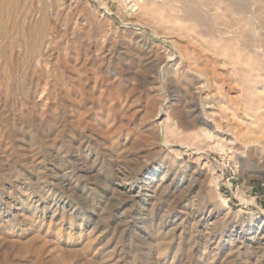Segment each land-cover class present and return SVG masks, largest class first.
<instances>
[{"label":"rangeland","instance_id":"obj_1","mask_svg":"<svg viewBox=\"0 0 264 264\" xmlns=\"http://www.w3.org/2000/svg\"><path fill=\"white\" fill-rule=\"evenodd\" d=\"M244 2L245 12L230 0H21L31 23L47 15L49 34L44 43L21 42L17 33L15 51L0 37V240L26 232L30 222L54 225L47 239L56 264L69 235L90 233L117 248V264H146L147 257L160 264H246L228 256L233 243L264 248V0ZM71 64L78 76L121 88L135 83L136 70L148 79V96L136 94L129 105L140 117L148 98L156 100L150 111L165 121L163 149L147 151L136 130L113 147L99 130L86 137L67 131L68 109L56 100L54 84L69 85ZM118 90L107 85L97 96L118 99ZM190 108L205 121L182 124L176 112ZM190 180L195 190L175 207ZM162 183L169 184L167 196L157 205L152 190ZM195 193L205 195L208 212L192 233V249L184 242L175 257L156 249L159 231L190 236L185 204ZM229 210L241 216L228 220ZM216 222L213 241L204 232ZM205 240L212 242L204 247ZM3 258L0 252V264Z\"/></svg>","mask_w":264,"mask_h":264},{"label":"bare ground","instance_id":"obj_2","mask_svg":"<svg viewBox=\"0 0 264 264\" xmlns=\"http://www.w3.org/2000/svg\"><path fill=\"white\" fill-rule=\"evenodd\" d=\"M192 2H194V1H192ZM230 2H231L232 6L237 7L241 12H245L246 9L248 8V6L244 2V0H230ZM38 11H40V10H38ZM38 13H40V12H38ZM198 16L199 17L201 16V18H203L201 14ZM31 19H29V16H28L27 5L22 4L21 0H0V37L5 38V36H6L7 38H9L8 39V42H9L8 44H10L9 47H11V48L15 47L16 44L18 47V43L16 42L18 37H15V35L17 33L22 34L23 38L18 39L21 42L29 41L30 38H34L36 41H42V42L45 41V39L47 37V33H48L47 28L49 27L48 22H50V21H48L47 15L45 13H41L38 18H35L36 21H34V24L31 23ZM259 30H260V28H259ZM260 37L263 38L262 36H260ZM49 39H50V37H49ZM46 45H44V46L46 47ZM11 48H9V50H11ZM19 48H16V49H19ZM12 50H14V49L12 48ZM21 51H22V48H21ZM59 51H61V50H59ZM16 52L18 53L19 51H16ZM13 53L14 52H12V54ZM29 54L27 56L28 58L30 57ZM17 56H15V57H17ZM63 56H64V54H63ZM15 57H14V60H15ZM77 57H78V55H77ZM24 58H26V57H24ZM24 58H23V62H24ZM20 61H21V58H20ZM66 62H67V60H66ZM72 65L73 64L69 65L70 66L69 67L70 68V76H66L68 78L67 81H69V85L66 87L62 84L60 86L54 84V86H55L54 90H56L54 96H55L56 100L58 102L64 100L66 102V106L68 109L67 124H66L67 131H69L73 134L81 135V137H86L88 135H91L92 133H95L96 132L95 130H99L98 133H100V135L103 136V138H104L103 140H105L110 145V147H113L118 143V140L121 137V135L122 136L126 135V138L130 139V136L132 134H135V133H133V131L136 130V133L140 132V135L142 136V138L145 142V145H146L145 147H146L147 151H149L150 153L156 154V153H159L163 149L164 145H166L165 140L163 138V135L165 133L163 124L165 123V121L158 122V118H159L158 116L159 115L158 114H152L153 112L150 111L153 108V106H155L157 104L156 100L148 98L147 103L145 101L147 111L145 114L142 113L143 115L140 117H139V113H138V112H140L139 111L140 109L138 110V108L136 109V107H135V111L131 114L132 111H131L130 105H129V101L132 99L131 97L136 95V94H139V96H140L143 93H145L148 96V94L150 93V91L152 89V87L150 89L149 85H147L148 79L146 80L142 77H139L140 75H139L138 71L136 70V72H134V76L130 77L131 79H135V83L131 84V86L130 85L129 86L124 85L125 87L122 86V88H121L119 85L120 83H117V81H115V82L112 81L111 83H109V82L106 83L105 82L106 80H102L99 76L94 77V76L89 75L86 72L82 74L83 76H78V74L76 72V70H78V69H76L75 65H73V66ZM11 66H12V64H11ZM14 66L16 67V64ZM17 67H19V66H17ZM0 70H1V68H0ZM3 70H5V68H3ZM16 70H18V69L16 68ZM94 70H95V68H94ZM140 73H142V72L140 71ZM43 78H45V77H43ZM19 79H21V78H19ZM19 79H18V81H19ZM108 79H111V78L108 77ZM8 81H9V79H8ZM16 82L17 81L15 79V83ZM107 85L118 87V89H119L118 91H121V94L124 93V96L120 95L119 98L117 97L118 99H116V96H114V95H113V97H102L100 95L97 96V93L100 91V89L101 88L103 89ZM100 92H101V94L103 93L102 90ZM108 93L109 92H107V94ZM108 95H110V94H108ZM146 95L144 98H146ZM141 99H139L138 102H140ZM131 103H132V101H131ZM134 103H136V102H134ZM132 105H131V107H132ZM136 105H138V104H136ZM142 108H143V105H142L141 109ZM192 109H194V108L192 107ZM192 109L187 111V112H183V111H180V112L177 111L176 112V115L182 124H186L187 121L190 119H193L194 121H205V120H203V118H200L199 115L197 114L199 111L192 110ZM129 111H130V114H129ZM64 122H65V120H64ZM59 123H60V121H59ZM189 124H190V122H189ZM212 124H213L212 127L214 129H218L219 125H218L217 121H213ZM132 125H134V126L132 127ZM111 131H112V134L114 133L113 136L111 134ZM110 134H111V136H110ZM5 146L8 147V145H5ZM3 149H5V148H3ZM3 152H5V151H3ZM141 168L142 167L138 168V171L136 172L137 175L139 174V172L141 173V170H140ZM191 181L192 180H190V183H189L190 189L188 190V192L185 195L181 196L177 200V204H175V207L178 204L180 205L181 203H183L185 201V199L195 190L194 189L195 188L194 187L195 181L194 182H191ZM157 184L154 185V187L152 186L153 187L152 193H153L154 199L156 200V202H155L156 204L159 201H161V199H164L165 196H167V189H168V185H169V184L167 185L165 183H162L159 185H157ZM196 196H197V194H196ZM204 196H203V194L202 195L200 194V196H197L196 199H194V200L191 199L192 200L191 202H186V204H185L190 209V212L187 215H189V216L191 215V217L193 218V222L189 219L187 220L188 223L192 222L191 225L188 224V227H189L188 230H189L190 236H186L187 238L186 237L183 238L185 233L183 234V236L180 234L177 235L178 233L175 232L176 229L175 230L174 229L168 230V231L164 230L165 232L159 231L158 238L156 239V242L153 245L156 249H159V250L161 249L163 252H166L167 254H173V257H175L176 253L178 252V250H180L181 245H183L184 242L186 245H188V247H191V246L193 247L194 244L191 242L192 233L199 231L197 229V227L199 228L198 224L200 221L203 220L206 213L208 212L207 211L208 201L206 200V198H204ZM155 203H153V204H155ZM153 204L151 203L152 206H154ZM200 206H204V209L203 210L199 209ZM151 213H152V211H151ZM232 214L233 213H231L229 210L228 212L225 213V218L230 220V219L241 216V213L234 214V216ZM207 216H209V215H207ZM179 224H181V223H179ZM216 224H217V222L214 223L211 227H209L206 232H204V234L207 235L208 237L212 238L213 241L216 238L215 233H217L215 231V229L217 227ZM185 226H186V224H185ZM54 227H55L54 225L53 226L49 225V226H47V229L46 228L44 229V226L41 225V223L39 224V223L34 221V222H30V226L28 227L26 232H24L22 234L9 235L6 233L7 235L5 236V238L0 240V252L4 253L3 259H5V263L6 264H22L24 262L34 260L35 261L34 264H56L57 262L54 263L52 261V258L49 255V252L51 251V249H50V247H51L50 243L51 242L47 239V234L52 232V230L55 231ZM158 227H161V226H158ZM176 227H178V226H176ZM176 227L174 226V228H176ZM57 230H58V233L60 234L61 228L57 227ZM202 231L203 230H201V232ZM155 234H157V233H154V235ZM69 236L70 237L66 241L64 240V245H63L64 250L59 255V257L62 260L61 264H117V263H119L120 259H122L120 257V254L117 255V253L115 251L117 248L115 249V246L112 249L106 248V247H108L107 246L108 244L104 243L102 237L99 235H96L95 233H90L87 236H85L84 234H80V235H77L78 238H75L71 235H69ZM207 239L209 240V238H207ZM208 240L207 241L205 240L206 242L203 244L201 243V241H200V243L202 245H204V247L207 245L209 246V244H211L212 240L210 243ZM243 246H245L244 250H242L241 244H239V245L235 244V243L232 244V246L228 252V256H230V257L234 256L232 261H234L235 259H237L238 257L241 256V257H244V259L246 260V264H264V248L262 246L254 247L253 244H251V243L247 244V245L243 244ZM192 247H191V249H192ZM4 248H5V250H4ZM191 249H189V251ZM191 251H193V250H191ZM100 252L103 253V255H105V257L99 258ZM146 253H149V252H146ZM186 253H188V252H186ZM216 255H217V252H216ZM146 256H148V255H146ZM255 256H256V258H255ZM170 258H171V256H170ZM189 258H190V256H189ZM144 262L146 264H160L159 263L160 261L151 260V258H149V257H147V259H145ZM185 264H187V263H185Z\"/></svg>","mask_w":264,"mask_h":264},{"label":"built area","instance_id":"obj_3","mask_svg":"<svg viewBox=\"0 0 264 264\" xmlns=\"http://www.w3.org/2000/svg\"><path fill=\"white\" fill-rule=\"evenodd\" d=\"M227 181H229V179H227ZM237 190H238V189H237ZM242 192H244V193H245V192H246V191H245V189H242Z\"/></svg>","mask_w":264,"mask_h":264}]
</instances>
